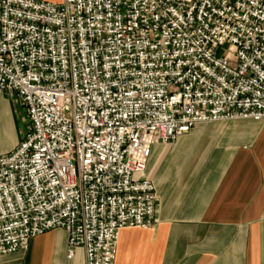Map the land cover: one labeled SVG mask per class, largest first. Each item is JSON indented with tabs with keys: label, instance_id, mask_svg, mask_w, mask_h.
<instances>
[{
	"label": "built area",
	"instance_id": "2783aa9c",
	"mask_svg": "<svg viewBox=\"0 0 264 264\" xmlns=\"http://www.w3.org/2000/svg\"><path fill=\"white\" fill-rule=\"evenodd\" d=\"M29 129L0 155V257L52 230L115 264L150 229L153 146L264 119V0H0V96Z\"/></svg>",
	"mask_w": 264,
	"mask_h": 264
},
{
	"label": "crops",
	"instance_id": "0c3cea01",
	"mask_svg": "<svg viewBox=\"0 0 264 264\" xmlns=\"http://www.w3.org/2000/svg\"><path fill=\"white\" fill-rule=\"evenodd\" d=\"M25 118L17 98L0 96V155L19 145ZM146 176L158 222L121 230L115 264H264V119L202 123L155 145ZM66 249V232L52 230L0 264H86Z\"/></svg>",
	"mask_w": 264,
	"mask_h": 264
},
{
	"label": "rangeland",
	"instance_id": "374dc122",
	"mask_svg": "<svg viewBox=\"0 0 264 264\" xmlns=\"http://www.w3.org/2000/svg\"><path fill=\"white\" fill-rule=\"evenodd\" d=\"M24 121L25 122H22V124H21V131H22L23 136H22L20 141L23 140V138L25 137V135L27 134L28 129H29V124H28L27 119L25 118Z\"/></svg>",
	"mask_w": 264,
	"mask_h": 264
}]
</instances>
